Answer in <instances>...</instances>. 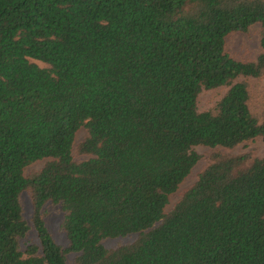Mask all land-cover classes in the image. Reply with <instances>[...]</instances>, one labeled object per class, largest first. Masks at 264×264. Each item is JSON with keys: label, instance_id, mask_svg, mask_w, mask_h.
I'll return each mask as SVG.
<instances>
[{"label": "trees", "instance_id": "16d2710c", "mask_svg": "<svg viewBox=\"0 0 264 264\" xmlns=\"http://www.w3.org/2000/svg\"><path fill=\"white\" fill-rule=\"evenodd\" d=\"M254 25L262 53L238 61L227 38ZM258 137L264 0H0V264L68 253L74 264H264V155L213 153L165 211L200 161L194 147ZM21 193L38 240L24 252ZM48 204L66 249L45 226Z\"/></svg>", "mask_w": 264, "mask_h": 264}, {"label": "rangeland", "instance_id": "374dc122", "mask_svg": "<svg viewBox=\"0 0 264 264\" xmlns=\"http://www.w3.org/2000/svg\"><path fill=\"white\" fill-rule=\"evenodd\" d=\"M259 32L260 26L254 25L249 28L247 34H231L226 41V51L238 61L248 62L255 59L259 54L262 53L259 43ZM36 64H38V66H40L41 68L47 67V65L39 62H36ZM217 94L218 92L215 91L203 93L199 98V109L205 110L210 107L211 104H213L214 100L218 97ZM86 137L87 132L84 129H79L75 135L74 147ZM193 150L200 156V161L192 169L190 175L179 185L176 193L169 197L168 205L165 208V211L169 210L172 205L177 201V199L181 196V194L193 185V183L196 181L198 173L204 168L208 158L213 153L220 152L221 154L227 153L233 155L251 154L254 157L261 158L264 155V142L261 138L258 137L238 145L235 149L229 152H225L219 149L213 150L201 146L194 147ZM74 151L75 150H73V153ZM86 159L87 157L85 156L74 155V161L77 163L85 161ZM45 162L46 160L39 161L28 166L24 171V176L26 177L31 173L37 172L43 167ZM19 200L22 207L23 218L30 225V230L28 231L26 236L19 241V248L21 252H24L28 245H38V240L34 229L31 227L32 206L28 195L26 193H21L19 196ZM42 212L44 214V223L48 232L61 248L66 249L69 244L65 234L62 232L60 227L63 219V214L60 208L58 206L48 204L43 208ZM134 239L135 236H129L120 239H105L102 241V244L107 248H111L118 243H128ZM75 256L76 255L73 253L66 254V264H74Z\"/></svg>", "mask_w": 264, "mask_h": 264}]
</instances>
